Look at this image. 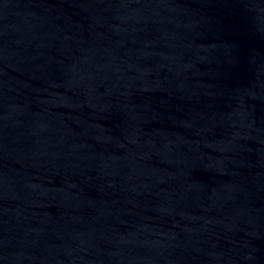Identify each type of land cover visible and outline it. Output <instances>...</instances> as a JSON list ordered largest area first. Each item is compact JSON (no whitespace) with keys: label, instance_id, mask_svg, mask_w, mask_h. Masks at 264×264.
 I'll list each match as a JSON object with an SVG mask.
<instances>
[{"label":"water","instance_id":"obj_1","mask_svg":"<svg viewBox=\"0 0 264 264\" xmlns=\"http://www.w3.org/2000/svg\"><path fill=\"white\" fill-rule=\"evenodd\" d=\"M0 264H264V0H0Z\"/></svg>","mask_w":264,"mask_h":264}]
</instances>
